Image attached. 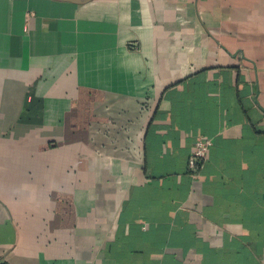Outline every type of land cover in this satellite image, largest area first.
<instances>
[{
	"label": "crops",
	"instance_id": "crops-1",
	"mask_svg": "<svg viewBox=\"0 0 264 264\" xmlns=\"http://www.w3.org/2000/svg\"><path fill=\"white\" fill-rule=\"evenodd\" d=\"M0 264H264V0H0Z\"/></svg>",
	"mask_w": 264,
	"mask_h": 264
},
{
	"label": "built area",
	"instance_id": "built-area-1",
	"mask_svg": "<svg viewBox=\"0 0 264 264\" xmlns=\"http://www.w3.org/2000/svg\"><path fill=\"white\" fill-rule=\"evenodd\" d=\"M211 144L212 143L210 140L197 139L195 141L194 147L187 159L188 171L191 174H195L198 172L199 168L207 157Z\"/></svg>",
	"mask_w": 264,
	"mask_h": 264
}]
</instances>
